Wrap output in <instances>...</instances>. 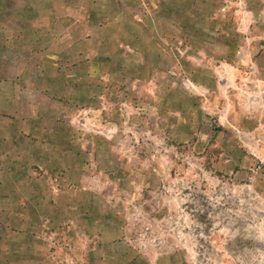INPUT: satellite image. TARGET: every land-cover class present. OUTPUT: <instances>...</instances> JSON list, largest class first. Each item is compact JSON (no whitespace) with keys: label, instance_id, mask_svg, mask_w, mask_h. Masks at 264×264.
<instances>
[{"label":"rangeland","instance_id":"obj_1","mask_svg":"<svg viewBox=\"0 0 264 264\" xmlns=\"http://www.w3.org/2000/svg\"><path fill=\"white\" fill-rule=\"evenodd\" d=\"M0 264H264V0H0Z\"/></svg>","mask_w":264,"mask_h":264}]
</instances>
